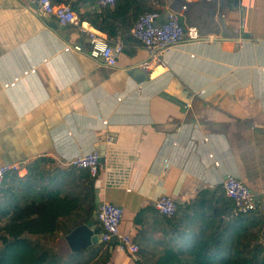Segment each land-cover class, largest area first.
<instances>
[{
	"label": "crops",
	"instance_id": "crops-1",
	"mask_svg": "<svg viewBox=\"0 0 264 264\" xmlns=\"http://www.w3.org/2000/svg\"><path fill=\"white\" fill-rule=\"evenodd\" d=\"M50 1L77 17L98 11L95 0ZM172 1L149 3L165 14ZM217 1L226 9L215 17L219 35L185 39L143 70L149 53L137 42L123 44L131 54L106 67L71 50L87 47L78 28L59 34L49 27L55 19L31 0H0V166L18 165L20 176L27 168L42 174L39 187L78 197L83 210L85 180L64 163L99 152L104 163L94 199L122 208L119 229L143 251L140 264H152L169 240L153 208L159 196L184 204L207 190L217 205L226 199L221 184L230 174L256 197L264 189V0H238L232 11ZM172 124L177 128L169 133L158 129ZM26 238L70 252L61 232ZM109 263L136 264L115 251Z\"/></svg>",
	"mask_w": 264,
	"mask_h": 264
},
{
	"label": "trees",
	"instance_id": "trees-1",
	"mask_svg": "<svg viewBox=\"0 0 264 264\" xmlns=\"http://www.w3.org/2000/svg\"><path fill=\"white\" fill-rule=\"evenodd\" d=\"M150 0H118L112 8L78 15L107 38L120 34L123 44L135 42L130 29L135 19L146 12L163 10L152 6ZM229 11L238 6V0H224ZM123 48L122 53L131 54ZM68 169L82 174L87 196L86 208L76 196H62L59 190L38 186L42 174L24 176L8 173L0 189V264H105L111 262L114 251L100 243L88 249L58 254L41 247L25 236H47L61 232L65 238L73 229L85 224L95 209L93 181L87 171ZM224 194V193H223ZM215 194L201 191L189 203H176L171 217H163L167 227L160 254L152 264H264V215L254 211L247 216H232L233 203L226 199L215 204ZM134 240V238H133ZM135 241V240H134ZM142 250L130 255L136 257Z\"/></svg>",
	"mask_w": 264,
	"mask_h": 264
},
{
	"label": "built area",
	"instance_id": "built-area-1",
	"mask_svg": "<svg viewBox=\"0 0 264 264\" xmlns=\"http://www.w3.org/2000/svg\"><path fill=\"white\" fill-rule=\"evenodd\" d=\"M118 0H95V7L100 10L112 8ZM209 1V0H206ZM36 5L37 10L45 17H52L60 27L74 26L86 36L87 47L82 44H74L71 50L77 54H85L88 58L100 62L106 67H115L117 59L123 52V43L119 37L107 38L100 33L87 30L82 25L76 14L67 5H53L50 0H31ZM184 10L185 7L183 6ZM165 18L159 21L164 14L154 11L139 15L130 30L132 38L145 48L149 53V59L142 63L140 67L148 70L154 62H161L160 53L170 47L182 43L185 39L196 41L200 39L196 27H185L180 23L179 16L168 9ZM107 125V120L101 121ZM206 139V138H205ZM204 139V140H205ZM207 140V139H206ZM108 142L113 138L108 137ZM101 155L97 151L81 153L73 156L64 164L78 170H84L94 178L98 176L101 164ZM218 165V162H214ZM17 173L20 176L22 168L18 165L0 166V189L3 186L4 178L8 173ZM222 190L225 197L232 201V216H247L254 211L264 215V189L259 196L249 189V187L235 174H230L222 181ZM154 210L163 217H171L176 210V203L169 195L159 196L153 203ZM123 218L122 208L102 201L96 208V223L100 228V243L110 245L111 239L116 237L113 249L116 253L133 255L138 253L139 247L130 235L120 232V224ZM105 264H110L109 262Z\"/></svg>",
	"mask_w": 264,
	"mask_h": 264
},
{
	"label": "water",
	"instance_id": "water-1",
	"mask_svg": "<svg viewBox=\"0 0 264 264\" xmlns=\"http://www.w3.org/2000/svg\"><path fill=\"white\" fill-rule=\"evenodd\" d=\"M185 7L183 10L182 7ZM220 8V13L218 14ZM224 4L217 0L202 1L199 3L186 2L185 0H173L170 5V11L176 13L179 16L180 23L185 27H196L200 39H204L209 33L219 35L218 25L215 21V17L225 16L226 9L223 8ZM165 15L159 20L162 21ZM43 21L46 19L43 17ZM216 24V25H215ZM211 26L214 29H210ZM49 27L52 30L57 31L59 34L62 33L66 27H60L56 22H50ZM242 41H246L242 38ZM141 66V65H140ZM177 128L176 124L163 125L158 129L162 132L169 133ZM100 164L104 163V157L101 155L99 160ZM97 199H95V211L93 212L90 219L83 225L73 229L68 235L65 236V242L70 252L75 253L80 250L88 249L92 246L100 244L99 236L101 233L100 228L96 223V208L100 205ZM116 243V237L111 239L110 249L112 251L113 246Z\"/></svg>",
	"mask_w": 264,
	"mask_h": 264
},
{
	"label": "rangeland",
	"instance_id": "rangeland-1",
	"mask_svg": "<svg viewBox=\"0 0 264 264\" xmlns=\"http://www.w3.org/2000/svg\"><path fill=\"white\" fill-rule=\"evenodd\" d=\"M26 237V236H25ZM45 243H47V245H50V241L49 242H45Z\"/></svg>",
	"mask_w": 264,
	"mask_h": 264
}]
</instances>
